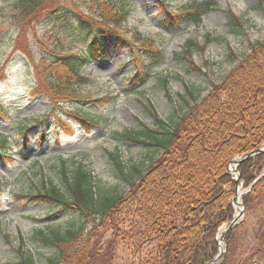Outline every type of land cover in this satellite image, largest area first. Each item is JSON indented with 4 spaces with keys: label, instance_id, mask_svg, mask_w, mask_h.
I'll return each mask as SVG.
<instances>
[{
    "label": "rangeland",
    "instance_id": "rangeland-1",
    "mask_svg": "<svg viewBox=\"0 0 264 264\" xmlns=\"http://www.w3.org/2000/svg\"><path fill=\"white\" fill-rule=\"evenodd\" d=\"M13 1L0 3V141L6 139L10 144L6 152L9 159L0 152V264H18L20 253L31 254L38 264H45L56 247L34 239L41 228L46 232L78 229L81 238L97 244L104 254L115 239V230L107 220L94 227L89 216L80 218V212L56 213L44 202L16 194L35 193L44 183L46 187L54 184L63 188L65 178L72 180L77 168L90 173L102 201L105 195L126 194L164 152L130 142L121 134L155 128L153 114L171 125L216 90L215 86L220 87L253 46L264 42V0H214L216 4L199 24L184 21L168 29L162 24L164 5L182 13L195 10L197 3L206 0H116L128 11L125 27L131 30L129 34L139 32L161 53H145L150 65V77L145 82H131L136 64L132 49L124 41L118 45L114 40L110 48L104 45L110 49L109 58L88 60L82 71L90 82L78 89L94 98L113 97L108 105L76 100L54 103L46 96L32 95L36 86L33 63L22 52L12 53L19 32ZM60 1L59 9L34 23L28 35L35 62L52 50L88 52L91 39H84V32L74 24V15L68 12L77 0ZM229 12L241 20V32H233L227 19ZM190 40L196 43L191 47L190 60L199 71H190L189 60L183 57ZM163 79H167L166 85ZM71 112L85 113L103 121L102 125L76 121ZM58 115L74 129L72 135L57 122ZM25 128H29L28 148L22 137ZM129 218L120 216L126 239L116 243L113 254H107L111 258L98 264H141L155 249L154 243L142 241L141 225L132 233ZM240 224L235 264H241L250 245L264 239V198L252 211L245 210ZM226 226H221V234Z\"/></svg>",
    "mask_w": 264,
    "mask_h": 264
},
{
    "label": "trees",
    "instance_id": "trees-1",
    "mask_svg": "<svg viewBox=\"0 0 264 264\" xmlns=\"http://www.w3.org/2000/svg\"><path fill=\"white\" fill-rule=\"evenodd\" d=\"M5 1L8 0H0V3ZM61 2L13 1V15L19 24V32L12 53L22 52L33 63L36 86L31 90L32 95L46 96L54 103L75 99L111 103L113 100L108 96L94 99L78 88L90 82L82 72L83 65L90 59L108 58L113 40L118 45L124 41L133 50L138 72L131 76L132 83L135 80L145 82L150 77L143 53L151 52L157 56L161 52L153 41L151 43L139 32L129 34L131 30L125 27L128 11L123 6L119 7L116 0H77L73 1L72 10L64 7L74 15L73 22L84 32V39H91L88 52L52 50L35 62L29 49L28 35L34 23L59 9ZM215 4L214 0H206L197 3L195 10L185 9L182 13L167 10L168 20L163 24L167 28L182 21L198 24ZM227 19L234 33L241 32L243 25L236 15L229 12ZM106 44L109 48L104 47ZM195 45L189 41L183 55L189 60L190 71L200 70L190 60L191 47ZM162 82L166 85L167 79ZM214 88L216 90L173 124L154 114L155 128L146 127L143 131L122 134L130 142L164 152L141 175L139 182L131 184L126 194L116 197L105 195L102 201L90 173L77 168L73 179H66L63 188L43 186L36 194L29 195L30 199L50 205L55 212L75 211L80 212V218L89 216L94 227L107 220L115 230V239L109 242L107 251L102 254L101 247L81 238L78 229H49L48 233L43 228L38 229L34 239L56 247L45 264H98L107 257L111 258L107 254H113L116 243L126 239L120 226L121 214L130 217L132 233L141 225L144 228L142 241L155 244V249L141 264H208L215 258L219 251L217 235L220 228L228 224L235 214L232 200L237 184L227 173L228 163L236 156L248 154L264 145V42L254 45L252 52L225 77L223 84ZM186 92L194 100V94L188 89ZM87 120L99 123L90 118ZM26 130L22 135L27 143L29 136ZM8 147L7 140L0 141V149L4 153ZM238 169L246 190L242 202L249 212L264 198V152L243 160ZM241 226L243 224L239 223L225 233L227 252L216 264H235L233 255ZM247 252L241 264H264V239L250 245ZM20 255L18 264H38L33 255Z\"/></svg>",
    "mask_w": 264,
    "mask_h": 264
},
{
    "label": "water",
    "instance_id": "water-1",
    "mask_svg": "<svg viewBox=\"0 0 264 264\" xmlns=\"http://www.w3.org/2000/svg\"><path fill=\"white\" fill-rule=\"evenodd\" d=\"M261 152H264V147L259 148L253 152L248 153V154L242 155L238 158H235L233 161L230 162V165L228 168V173L233 176L234 180L238 184V186L236 188V194H235L233 202L235 205H237L239 207V213L230 222L228 229L231 228L232 226L236 225L237 223H239V221L242 219V217L245 214L244 207H243L242 203L240 202L239 194H238L242 183H241V174L237 170V166L241 163L242 160L247 159L250 156H253V155L261 153ZM232 169H234L235 172H232L231 171ZM221 240L224 241V235L221 236ZM225 245H227V242H225ZM225 252H226V248L220 247L219 255L212 262L216 261L217 259L221 258L223 255H225Z\"/></svg>",
    "mask_w": 264,
    "mask_h": 264
}]
</instances>
